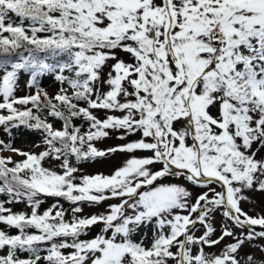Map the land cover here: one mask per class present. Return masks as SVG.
Masks as SVG:
<instances>
[{
	"label": "snow or ice",
	"instance_id": "obj_1",
	"mask_svg": "<svg viewBox=\"0 0 264 264\" xmlns=\"http://www.w3.org/2000/svg\"><path fill=\"white\" fill-rule=\"evenodd\" d=\"M23 75L35 92L17 96ZM0 128V150L24 157L0 156V264H264L241 256L264 240V214L241 207L264 193V0H0ZM20 128L43 150L13 147ZM112 133L139 138L98 149ZM115 152L128 158L111 174L78 175ZM169 177L207 191L192 202Z\"/></svg>",
	"mask_w": 264,
	"mask_h": 264
},
{
	"label": "rangeland",
	"instance_id": "obj_2",
	"mask_svg": "<svg viewBox=\"0 0 264 264\" xmlns=\"http://www.w3.org/2000/svg\"><path fill=\"white\" fill-rule=\"evenodd\" d=\"M122 58L127 59L126 56H123ZM26 81H27V75H23L20 78V83L19 87L16 91L17 96H25L28 94H31L35 92V89H30L26 87ZM41 86L45 91H47L50 95H55L56 92L59 90V83L55 80L54 75L49 74L44 76L41 79ZM213 114H215V109L212 110ZM119 115V113H117ZM98 116L103 117L104 113L99 112L97 113ZM75 123L80 124L81 122L79 120L75 121ZM56 127H60V123L57 121L55 122ZM87 124L83 125V128H86ZM13 135L14 139L12 141V146L24 151L28 152H40L43 150L42 148H37L35 145L40 142L41 137L38 132H30L24 128H20L18 130H13ZM137 136H131L128 137L126 140H120L116 138V133H112L108 138L103 139L102 141H99L96 143V147L98 149H108L110 147H115L120 144L127 143L129 140H134L138 139ZM0 140H4L5 142L8 141L7 135L3 132V129L0 128ZM136 155L138 156H143V155H151V153L147 152H137ZM261 155H264V150H262ZM0 156H12L13 160H22L24 157L16 155L10 151L7 150H0ZM128 158L127 153H122V152H115L111 154L110 156L106 158H101L97 159L94 163H83L79 165L81 168V173L79 174H96L97 172H101L104 174H111L112 171H114L116 168L122 166L124 161ZM45 167H50V168H56L57 171H59L58 168V162L52 161L51 159L45 160L43 162ZM161 165L157 164L155 165V168H160ZM165 182H173V183H180V184H185L190 191L193 193V200L194 202L195 197L199 195L201 192L207 191V188H200V187H195L190 184H187L186 181H184L182 178L178 177H169L167 181ZM213 187L216 188L217 191L221 190V186L219 184L213 185ZM249 197H251V202L249 201H242L241 202V207L242 209L247 212L249 215H257V214H264V193L260 192H249L247 193ZM118 200H108L105 202H102L100 205H89L87 203H82L80 206L82 207V212L79 213L78 215L81 216H90L92 214H99L101 212H104L107 209L108 204L111 203H118ZM10 206L13 211H17L20 209H24L26 211H29L28 207L26 204L23 203H17V204H12L8 205ZM50 207V205H45L40 208L41 211L44 209ZM71 205H67L64 207L66 211V216L65 219H70L71 218V212H70ZM221 210H217L213 214V221H214V226L217 229L216 235L213 236L212 238L215 239L217 236L220 235V226L222 223L225 222V218L221 214ZM5 226L0 225V228H3ZM100 225L93 227L86 235L82 236V239H90L94 235H96L99 230H100ZM197 228L199 230L195 231V235L199 236L202 233V229H200V226L198 225ZM237 234H239L240 229H234ZM259 230V229H257ZM14 231V230H13ZM149 239L151 238V232L148 233ZM231 237L226 238L221 244L215 246V247H207L205 246V251L210 254H219V252L224 248V246L231 242ZM147 243V241H146ZM264 245V240L257 239L252 242L251 245L246 244L242 249H241V256L245 254H251L257 261L264 260V252L260 250V246ZM175 251V249H173ZM243 264V262H242Z\"/></svg>",
	"mask_w": 264,
	"mask_h": 264
},
{
	"label": "trees",
	"instance_id": "obj_3",
	"mask_svg": "<svg viewBox=\"0 0 264 264\" xmlns=\"http://www.w3.org/2000/svg\"><path fill=\"white\" fill-rule=\"evenodd\" d=\"M84 130H87V127L84 128ZM0 199H5V197L0 196ZM55 201H56V198H43V203H42L41 207H42V206H45V205H47V204L51 206L53 203H55ZM60 203L63 205V208H64L65 206L69 205V203L66 202V201H64V200H60ZM18 211H26V210H24V209H20V210H17V212H18Z\"/></svg>",
	"mask_w": 264,
	"mask_h": 264
}]
</instances>
